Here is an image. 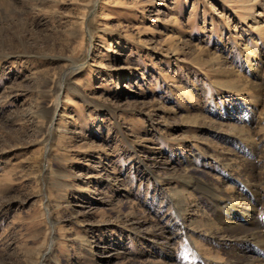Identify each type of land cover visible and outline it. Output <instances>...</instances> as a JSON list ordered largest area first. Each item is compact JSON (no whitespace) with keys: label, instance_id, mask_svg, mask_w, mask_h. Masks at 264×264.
I'll return each instance as SVG.
<instances>
[{"label":"rangeland","instance_id":"obj_1","mask_svg":"<svg viewBox=\"0 0 264 264\" xmlns=\"http://www.w3.org/2000/svg\"><path fill=\"white\" fill-rule=\"evenodd\" d=\"M246 172L264 0H0V264H244L264 238L211 243L210 208L255 204Z\"/></svg>","mask_w":264,"mask_h":264},{"label":"bare ground","instance_id":"obj_2","mask_svg":"<svg viewBox=\"0 0 264 264\" xmlns=\"http://www.w3.org/2000/svg\"><path fill=\"white\" fill-rule=\"evenodd\" d=\"M248 172H250V171H248ZM248 172L245 173V177L248 181H250L249 182L250 186L248 188H250V189L252 188L254 194L256 195V197H255L256 199L254 201L255 204H251L252 202L250 203L247 200V198L243 194H241L239 197L242 201L241 206L238 207L237 209H229V210L227 209L229 211V212H227L229 214V216H226L227 214L224 215V213H226L225 212L226 209H224V207H223V204L225 203L224 201L218 199L213 205H211L210 211L213 214L215 213V220L220 225L219 228H216V226H215L216 229L211 231V234H213V237H211L210 240H211V243H213L215 245H220L221 243H223L224 246H231V245H233L232 243L239 241V240H241L240 242H242V244L246 245L249 243L250 240H252L254 238L255 239L256 238H264L263 230L257 229L258 227L257 228L253 227L255 230L251 231L252 233L250 234V236L252 238H250V237L247 238L249 235H244L243 237L237 236L236 233H238L237 230L240 229V226H239L240 221L238 222V220H239L238 216L234 215L233 212H232L233 218H231L232 217V215H231L232 210L233 211L235 210V211L241 213L242 216L245 218L246 217H249V219H251V218L253 219L254 217L258 218V215L256 214V206L258 207V204H260V202L263 200L261 198L262 197L264 198V189H262V188L258 189L259 186L261 185L260 179L256 175H254L253 173H248ZM218 194H219V191L213 187V188L209 189V196L208 197L213 198L214 196H217ZM262 204H263V202H262ZM245 220L246 219H244V221ZM212 223H214V222H212ZM232 249H233V247H232ZM245 250H246V246L243 249H240L241 252H239V254L236 256V257H239V259L241 258L244 261V264H264V250H262V252L258 251L259 256H256L255 253L251 256L250 254L247 253L249 251H245ZM230 251H231V249H230ZM234 256H235V254H234ZM230 259H232V258H230ZM234 259H235V257H234ZM241 259L237 260V261H240V263H241L242 262ZM232 261H233V259H232Z\"/></svg>","mask_w":264,"mask_h":264}]
</instances>
